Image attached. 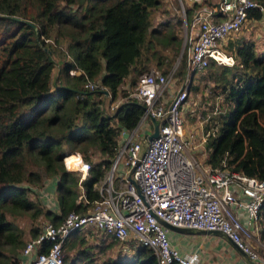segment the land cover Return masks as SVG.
Segmentation results:
<instances>
[{
    "label": "trees",
    "instance_id": "1",
    "mask_svg": "<svg viewBox=\"0 0 264 264\" xmlns=\"http://www.w3.org/2000/svg\"><path fill=\"white\" fill-rule=\"evenodd\" d=\"M256 1L264 5V0ZM25 3L0 0L4 52L0 65V264L18 263L26 243L25 231L15 222L17 215L33 208L31 219L42 216L59 223L68 211L85 212L91 206L77 202L79 173L65 168L64 154L69 157L78 151L92 163L81 185L89 201L99 198L94 183L109 167L120 131L134 127L144 110V103L130 96L129 88L136 86L138 76L152 63L168 72L181 44L174 27H152V10L162 0H46L40 12L29 11ZM45 11L48 28L37 22ZM248 16L261 18L262 12L250 8ZM42 34L53 39L45 41ZM224 46L234 63L211 59L206 66L213 81L209 91L222 96L224 108L215 117L216 130L207 135L206 160L216 166L226 157L232 169L264 178V50L257 52L252 39ZM55 54L62 62L55 78L59 84L52 86ZM185 73L183 57L176 75L182 80ZM86 82L96 85L85 87ZM124 83L127 87L122 88ZM120 97L124 100L110 111V102ZM29 158L40 168H27ZM51 177L57 178V211L44 208L43 197L30 198L32 192L40 198L36 190ZM40 229L31 226L30 238ZM81 231L75 229L66 237L64 264H157L148 246H134L125 257L97 261L112 242L103 244L101 236L89 243ZM261 255L264 258V252Z\"/></svg>",
    "mask_w": 264,
    "mask_h": 264
},
{
    "label": "built area",
    "instance_id": "2",
    "mask_svg": "<svg viewBox=\"0 0 264 264\" xmlns=\"http://www.w3.org/2000/svg\"><path fill=\"white\" fill-rule=\"evenodd\" d=\"M165 2H177L182 15L188 12L186 73L180 87L173 89L175 66L168 72L151 67L138 76L129 94L144 103V110L134 127L120 131L115 155L102 178L94 183L99 193L97 200L89 201L81 185L92 163L75 151L79 158L72 162L75 167H69L71 163L63 155L67 170L79 173L77 202L91 206L85 212L68 211L59 223L48 221L42 225L38 235L29 238L21 250L29 257L26 264H64L63 243L75 229H91L99 236L111 237L122 244L124 251L129 243L148 246L157 264H202L195 252L181 253L175 248L166 224L198 231L216 230L231 239L249 259L264 264V258L252 245L261 230L264 178L232 169L226 157L216 166L207 161L200 165L193 155L197 146L195 134L186 131L182 111L190 73L205 68L211 59L232 65L234 58L224 49L225 40L242 29L250 8H258L264 15V5L256 0ZM95 85L86 82L84 86ZM118 101L120 98L110 102L111 111ZM153 120L159 123L158 135L149 140L139 156L140 140L153 131ZM207 137L204 135L202 141L206 142ZM38 190L42 193L43 188ZM46 196L49 197L45 195L43 199L48 205ZM261 245L264 249V243Z\"/></svg>",
    "mask_w": 264,
    "mask_h": 264
},
{
    "label": "rangeland",
    "instance_id": "3",
    "mask_svg": "<svg viewBox=\"0 0 264 264\" xmlns=\"http://www.w3.org/2000/svg\"><path fill=\"white\" fill-rule=\"evenodd\" d=\"M45 1L46 0H43V1L25 0L26 2L25 4L30 6L29 11L30 9H36L37 12H40L41 9L43 8V4ZM37 3L40 5V7H37L38 5ZM178 8L180 9L177 2L168 4L165 2V0H162L160 7L152 10L153 12L152 13V27L162 28L163 30H166V28L168 27H174L175 33L178 35V37L181 38L180 48L178 52H176V54L174 55L172 59V66H171V67H174V66L176 67L175 68V82L173 85L174 91L180 87L181 82H182L180 77L176 75V72L178 71V68H180L181 66L182 58L185 56L184 46H185V42L187 41L188 35H189L188 12L186 11L185 15L183 14L184 15L183 16L181 13L182 10L180 9L181 10L180 11ZM43 13L42 15L37 17L38 19L37 22L40 26L48 28V24L46 22L47 12L45 11ZM68 20L72 21V19H68ZM41 37H43L44 39H49V41L53 39V36L51 35L47 36V34H42ZM247 38L253 39L256 42V48L258 52L263 51L264 50V22L263 21L256 22V23L247 22L245 27L243 26L242 29L237 34H234L228 37L225 40L226 43L224 45L228 44L229 41H233L234 43H236L237 41H242L243 39H247ZM2 47H3V44H0V65L2 61L4 60V55H2L4 54V52L2 53ZM224 49L226 50L225 46H224ZM163 52L168 53L165 50H163ZM54 59L56 61V64H55V68H53V74H52V80H51L52 86L59 84L58 81L55 80V78H56L57 71L59 69V65H61V62H62V58H60L56 54L54 55ZM151 65H150L149 70L151 69V67L152 68L157 67L153 63ZM158 68L159 67H157V69ZM159 69L161 70V68ZM206 71L207 70L205 67L203 69L195 70L192 75L190 73V76L188 77V83H187L188 97H187L185 106L182 109L186 131L188 133L194 132L195 134V142L197 146L195 147L193 151V155L199 161L200 165L207 161L206 159L208 158V154H209V149L206 146V142L202 141V137L204 135H206L207 137L208 132L210 133L211 131L216 130L218 122L217 120H215V117L218 116V114L224 109V108H221L222 96L221 95L216 96L214 92L210 93L209 91V88L211 87V85L213 86V81L208 78ZM69 73L73 74L75 72L74 70H70ZM173 79H174V76H173ZM192 85H196V88H194ZM125 87H127L126 83H124L122 88H125ZM134 88L135 87L129 88V90L133 91ZM122 98L123 97H120V101H118L119 103L124 100ZM211 116H214V120L210 118ZM148 127L151 128L152 125L150 124ZM2 150H3V147L2 149H0V159L2 155V152H1ZM37 150L38 149H34L32 153L35 157L39 159L38 162H41L39 155L37 153ZM75 154L73 155L75 156ZM66 157H68V155ZM97 157L98 156H95L94 158H97ZM63 165L65 166L64 162H63ZM30 167H33L35 169L40 168V167H37V165L34 164L32 160H30L29 158L28 163H27V168H30ZM118 172L119 170L117 169L115 172V175H117ZM48 180L49 179H46V182ZM54 187H56L55 182H54ZM42 188H44V186ZM36 191H39V190H36ZM43 192L47 193L46 190ZM43 192L40 194V198L35 193L32 192L30 195V198L32 200H36V199L40 200L43 196L49 194V193L44 194ZM4 205L6 207H9V204L7 202H5ZM43 207L47 208V205L44 204ZM32 210L33 208L27 210V213L23 216L17 215L15 219V222L25 231L24 239L26 241L30 238L29 229L31 226H36L37 228H41L42 225L48 222V220L43 218L42 216H38L36 219H31L30 214L33 212ZM7 217L10 218V215L7 214ZM81 232L85 234V240H87L89 243H96L94 239L92 238L99 239L101 237L98 235V232L93 231L91 229L82 230ZM103 238H104L103 244H107L110 242H112V244L109 247H107L104 253L102 254L99 253L100 255L97 256V261L102 260L103 258H106L108 256L114 259L119 256L125 257V255H128V253L131 252V249L134 248V246H132V244L129 243L127 251H124L122 248V244L119 243L118 241L112 239L111 237H103ZM126 244H124L123 246H125ZM5 246H8V245H5ZM64 254H65V250H64Z\"/></svg>",
    "mask_w": 264,
    "mask_h": 264
},
{
    "label": "crops",
    "instance_id": "4",
    "mask_svg": "<svg viewBox=\"0 0 264 264\" xmlns=\"http://www.w3.org/2000/svg\"><path fill=\"white\" fill-rule=\"evenodd\" d=\"M262 21L264 22V15H262L261 18L248 16L246 23H256ZM48 179L49 180L45 182L43 188V191L46 190L47 193H49L46 194L50 195L49 197L46 196L49 198L47 208L57 211L58 205L56 199V189L54 187V182L56 185L57 178L51 177ZM37 194L40 196L41 193H38L37 191ZM260 225V233L252 245L259 253H263L264 249L261 243H264V219L260 221ZM169 233L172 244L176 249H178L179 252H195L200 257L202 264H250L247 254L239 249L231 239L220 232H212L208 230L198 231L187 228H170ZM27 259H29V257L23 255L20 250V253H18V263L26 264L25 260Z\"/></svg>",
    "mask_w": 264,
    "mask_h": 264
},
{
    "label": "water",
    "instance_id": "5",
    "mask_svg": "<svg viewBox=\"0 0 264 264\" xmlns=\"http://www.w3.org/2000/svg\"><path fill=\"white\" fill-rule=\"evenodd\" d=\"M105 93H108L106 90H105ZM158 126H159V123L158 121L156 120H153V131L149 134H145L142 139L140 140V145H139V151H138V155L139 156H142L143 153L145 152L147 146H148V143H149V140L153 137H156L158 135ZM63 159V156L61 157ZM169 228L171 229H177V227H174L172 225H169V224H166ZM208 231H214V232H218L216 230H208ZM248 257V256H247ZM249 263L250 264H260V263H257L255 261H252L251 259H249Z\"/></svg>",
    "mask_w": 264,
    "mask_h": 264
},
{
    "label": "bare ground",
    "instance_id": "6",
    "mask_svg": "<svg viewBox=\"0 0 264 264\" xmlns=\"http://www.w3.org/2000/svg\"><path fill=\"white\" fill-rule=\"evenodd\" d=\"M72 154H75V153H72ZM70 155L68 158L66 157V160L65 161H67V163H71V165H69V167H71L73 164H72V162L73 161H77L76 160V154H75V156L74 155ZM69 155V154H68ZM67 156V155H66ZM77 158H79V156L77 155ZM72 167H75V166H72Z\"/></svg>",
    "mask_w": 264,
    "mask_h": 264
}]
</instances>
